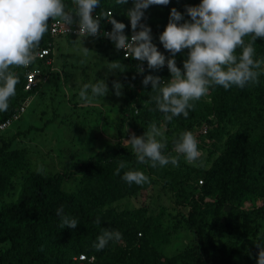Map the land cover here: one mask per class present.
Segmentation results:
<instances>
[{"label": "trees", "instance_id": "16d2710c", "mask_svg": "<svg viewBox=\"0 0 264 264\" xmlns=\"http://www.w3.org/2000/svg\"><path fill=\"white\" fill-rule=\"evenodd\" d=\"M63 3L66 11L75 14L73 0H63ZM199 3L200 0H170L167 6H150L145 11L141 23L151 28L152 43L166 58L169 53L158 37L168 23L170 10L177 9L184 15V20H189L185 7ZM131 6L132 0L125 5H117L116 0H100V7L93 15L112 13L114 19L126 25V32L131 29L126 12ZM65 39L67 43L74 40ZM244 39L247 44L251 38ZM51 41L47 32L39 47L46 48ZM95 46L113 49L108 43L100 42ZM253 46L254 59H264V39L258 38ZM241 51L238 48L236 55L239 56ZM115 57L126 66L120 71L127 75L128 85L119 128L124 121L129 122L141 136L150 123L163 124L167 137L163 152L172 156L177 155L173 140L181 132L191 131L203 153L204 166L183 164L184 157L180 156L178 167L168 164L152 168L137 163L133 151L116 143L79 165L78 186L75 191L67 193L61 190L63 174L42 176L29 172L25 169L22 151L9 150L8 143H1L0 197L13 188L11 180L16 175L22 173L23 180L15 200L0 206V244H8V248L0 251V264H77L79 255L93 258L92 264H232L214 245V240L221 237L220 223L239 227L257 264L259 249L256 245L264 247V233L258 235V223L264 220V72L258 77V84H249L243 89L235 86L228 90L220 86L210 88L208 100L202 97L194 102L195 108L189 111L187 119L179 116L166 122L164 114L158 111L152 100L158 93L152 91L151 84L147 87L142 84L146 75L159 76L165 82L170 80L166 64L161 69L150 70L145 61L143 73L138 74L135 64L126 62L116 53ZM186 58L185 49L175 56L176 66L182 69ZM32 65L29 68H33ZM37 65L41 75L46 76L49 67L43 63ZM10 70L19 76V83L7 111L0 112V122L35 91L24 92L25 70L22 67ZM202 125L207 126L205 134L198 133ZM216 141L222 142L219 151L216 150ZM121 161L126 167L116 174ZM130 170L142 171L149 177V182L129 185L122 176ZM159 180L172 194L174 205L187 208L184 225L194 234L196 241L194 247L169 258L162 257L159 251L167 244V238L165 233H158L157 220L145 219L139 211L117 214L111 209L115 201L132 197ZM204 199L209 201L204 202ZM257 200L261 201L259 207L254 204ZM245 201L252 203V209H241ZM61 205L66 215L77 219L75 229H60V218L55 213ZM224 209L227 210L225 215ZM98 217L99 224L95 223ZM103 230L119 231L122 238L110 241L103 250L97 251L93 245Z\"/></svg>", "mask_w": 264, "mask_h": 264}, {"label": "clouds", "instance_id": "9594fccd", "mask_svg": "<svg viewBox=\"0 0 264 264\" xmlns=\"http://www.w3.org/2000/svg\"><path fill=\"white\" fill-rule=\"evenodd\" d=\"M74 2L75 14L65 10L63 0H0V112L7 111L19 83V76L10 69L26 68L34 62L39 55L40 41L49 30L50 20L57 21L68 34L74 23L73 16L78 18V37L103 35L117 51H124V59L131 57L140 62L146 61L150 70L161 69L166 64L170 80L165 82L153 75H146L142 80L145 87L151 84L152 91L158 93L152 100L158 111L164 114L166 122L179 116L187 119L189 111L195 108L194 102L208 95L210 88L220 86L228 90L235 86L243 89L249 84H258V77L264 72V59H254L253 46L258 38L264 39V0H200L197 6L185 7L189 20H184V15L172 8L168 23L158 37L169 53L167 58L152 43L151 28L141 21L150 6H167L170 0H132V6L126 9L132 30L130 39L124 34L126 25L114 19L112 13L93 16L100 7V0ZM127 3L128 0H116L117 5ZM102 18L111 24L110 32H100ZM245 37L251 38L247 44ZM238 48L242 50L239 56L236 55ZM185 49L187 58L181 69L176 66L174 58ZM82 51L85 55L89 53L85 47ZM121 68H126L121 61L108 62V72H120ZM143 71L142 67H137L138 74ZM122 88L121 83L113 81L112 89L117 97L121 96ZM108 92L105 80L101 79L95 84H84L79 98L91 104L96 98L107 96ZM165 131L163 124L157 126L152 122L143 135L132 133L129 139L124 140L135 153L137 163L148 164L152 168L168 164L178 167L180 156H183L194 167L204 166L201 159L203 153L191 131H183L173 140V150L177 155H165ZM125 167V162L121 161L116 174ZM43 171L42 166L37 168L38 173ZM122 179L129 185L149 182V177L139 170L125 172ZM55 215L60 218V229H75L78 225L77 219L64 213L63 205L56 209ZM95 223H100L99 217ZM121 238L119 231L103 230L93 246L100 251L110 241H120ZM256 247L259 249L257 264H264V247L259 244Z\"/></svg>", "mask_w": 264, "mask_h": 264}, {"label": "rangeland", "instance_id": "374dc122", "mask_svg": "<svg viewBox=\"0 0 264 264\" xmlns=\"http://www.w3.org/2000/svg\"><path fill=\"white\" fill-rule=\"evenodd\" d=\"M72 41L67 43L65 38L52 41L46 81L28 96L31 102L24 114L1 134L0 141V144L8 143L9 150L22 151L25 169L29 172L42 176L63 174L61 190L67 193L75 191L78 186L80 176L77 169L82 162L116 143L132 151L124 140L132 133L140 136L129 122L124 121L119 128L128 85L124 72H108V62L116 60L114 50L96 47L94 41L86 38ZM82 47L89 49L87 55ZM101 79L108 86V95L96 98L91 104L81 101L79 91L83 85L95 84ZM113 81L123 85L119 97L113 92ZM221 145V141H216V150H220ZM182 163L188 164L185 159ZM41 166L44 171L38 173L37 168ZM22 180V173L12 178L13 188L0 197V206L15 200ZM162 183L159 180L132 197L115 201L111 209L117 214L139 211L143 218L157 220L158 233H165L167 238V244L159 251L162 257L169 258L194 247L196 241L194 234L184 225L187 208L175 206L172 194ZM226 211L223 210V215ZM258 226V235H261L264 220H260ZM219 230L221 237L214 240L217 250L220 249L232 264H255V257L248 250L239 227L220 223ZM6 248L7 243L0 244V251Z\"/></svg>", "mask_w": 264, "mask_h": 264}, {"label": "built area", "instance_id": "2783aa9c", "mask_svg": "<svg viewBox=\"0 0 264 264\" xmlns=\"http://www.w3.org/2000/svg\"><path fill=\"white\" fill-rule=\"evenodd\" d=\"M109 13V12H106ZM95 16H100L98 14L93 15ZM110 18V17H109ZM77 17L73 16V20L74 23L71 26L72 30L70 32H68V34H66L64 32V30L61 28L60 24L55 21V20H51L49 22V30H48V35L50 37V39L53 41L54 39L57 38H71V39H76V38H81L83 39L84 37H78L77 36V31H78V27H77ZM127 24L130 26V22L128 20ZM111 31V26L110 23L108 22V20L106 19H101L100 20V32L104 33V32H110ZM124 34L129 37V39L131 38L132 35V30L130 29L129 31L124 32ZM86 39H90L92 41H94L95 43H108L112 46L114 52L121 57V59L125 60L128 63H133L135 64V67L137 68L138 66L143 68V62L137 61L132 59L131 57H129L128 59H124V51L120 50L117 51L113 45V43L107 39L106 37H104L103 35H100L99 37H87ZM52 41L51 43L48 44V46L46 48H40L38 49L39 55L36 57V59L34 60V62L31 64L32 66H34L33 68H29L28 67H22L25 72H24V87L23 90L24 92H31L34 91L35 89L38 88L39 84L42 82L46 81V77L42 76L40 73V70L38 68V63H43L45 66H49L51 63V58H49V55L52 56ZM204 99L207 101V95L204 96ZM31 100L29 97L25 98L24 101L15 109V111L5 120H3L2 122H0V135L3 134L4 132H6L8 129L11 128V126L19 121V119L21 118V116L24 114L25 110L27 109L28 105L30 104ZM207 131V126L206 125H202L200 127V129L198 130V133L200 134H205ZM130 136H127V138H129ZM200 183V182H199ZM209 199H204V202H208ZM255 207H259L261 205V201L257 200L255 201ZM242 210H249L252 209V203L249 201H245L243 202L242 206H241ZM139 236V235H138ZM77 264H92L93 263V258H86L83 255H79L77 257Z\"/></svg>", "mask_w": 264, "mask_h": 264}]
</instances>
